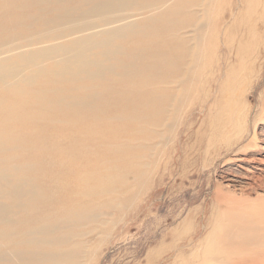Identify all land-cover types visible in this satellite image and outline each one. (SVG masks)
I'll return each mask as SVG.
<instances>
[{
    "label": "rangeland",
    "instance_id": "rangeland-1",
    "mask_svg": "<svg viewBox=\"0 0 264 264\" xmlns=\"http://www.w3.org/2000/svg\"><path fill=\"white\" fill-rule=\"evenodd\" d=\"M104 1L22 0V6L16 7L0 0V55H5L1 57L19 62L21 52L52 42L66 43L70 36L65 35L63 42L57 34L73 25L59 21L62 15L88 12ZM136 1L141 6L146 3ZM229 2L222 0L217 6V0H167L150 10L162 11L154 21L158 32L145 41L155 78L148 84L124 82L111 75H106L103 85L99 80V86L86 87L81 79L51 84L54 89L65 86V93L75 97L100 94L99 110L89 113L92 118H84L81 112L73 122H51L49 130L38 136L28 122L26 127L23 104L27 90L33 93V88L44 87L40 78L26 84V67L9 85L0 82V125L12 140L25 139L29 151L35 141L38 149L33 153L38 159L24 164L21 156V165L16 166V162L7 163V158L22 155L23 150L13 141L3 148L0 145V174L25 189L32 184L39 198L47 185L61 186L64 180L67 191L63 182L60 195L75 202L67 221L59 225L69 224L74 251L55 264H264V29L259 22V28L249 33L247 25L240 23L227 32L233 15L243 6L238 0L229 14ZM134 11L136 15L148 13L145 8ZM217 19L221 21L216 24ZM84 20L77 25L95 21L101 28L103 24L102 16ZM172 20L168 34L163 33L164 21ZM136 22L143 24V18ZM226 32L232 35V44ZM125 36L115 42L121 39L122 56L134 46L130 29ZM111 63L118 65L119 60L113 58ZM237 71L238 77L245 78L239 92L238 129L220 122L223 108L224 118L228 109H236L230 100L231 87L225 84L237 77ZM16 91L19 95L12 93ZM130 94V98L154 95L156 111L148 119L142 114L148 123H140L141 119L137 123L131 113L115 111ZM105 113L112 117L104 118ZM96 115L102 118H93ZM56 175L57 182H53ZM0 187L7 189L6 194L0 193V204L14 214L15 230L22 225L20 220L44 215L43 211L31 215L27 206L9 199L13 186L2 181ZM79 212L83 220L77 218ZM59 214H65V209ZM39 226L45 229L47 222ZM40 233H30L29 238L45 236Z\"/></svg>",
    "mask_w": 264,
    "mask_h": 264
},
{
    "label": "bare ground",
    "instance_id": "bare-ground-1",
    "mask_svg": "<svg viewBox=\"0 0 264 264\" xmlns=\"http://www.w3.org/2000/svg\"><path fill=\"white\" fill-rule=\"evenodd\" d=\"M36 1L47 2L52 0ZM61 1L65 3L72 2V0H53V3L56 4ZM237 1L238 0H230L229 14L233 12L234 8L232 9V7ZM166 2L167 0H146V3L141 6V3L138 5V1L136 0H106L95 4L88 12L81 11L78 13L79 10L65 12L64 15H62L63 18L59 21H62V23H72L73 28L66 32L57 34V37L63 38L65 35V37L70 36V39L67 38L68 40L66 43L52 42L50 45H45V47L39 48L36 46V48H32V50L28 52H21L19 54V62L7 61L1 57L5 55H0V82L9 85L22 70H25V68L28 67L29 74L26 78H23L24 82L26 84H31L34 79L38 77L41 80V85L44 86L41 89L33 88V93L28 90L25 93L23 113L25 115V108L27 112V115H25L27 119L26 127L28 122L29 128L34 127L35 133L40 136L44 131L49 130L51 122H73V120L75 121L81 112L85 113L84 118L87 116L88 118H92V115L89 113L92 110H99L97 109L98 106H96V104H98L97 102L101 99L100 94H98V97L92 93H86L85 95L79 97L67 95L65 93L67 90L65 86H58L56 89L51 87V84H55L56 82L59 83V81H66L73 83L76 80L81 79L84 86L92 87L96 85L99 86V80L100 82L102 81L103 85L107 78L106 75H111L109 76L110 78H115L116 80L121 79L124 82H133L135 80L138 81V84H148L149 81L152 82L155 78L150 72L153 67L152 63L147 57V46L149 42L146 43L145 41L149 39L152 33L158 32V28H156L154 21L156 19V14L162 10L161 8H158L156 12H150V10L153 8L157 9V7H155L157 4L164 6ZM241 2L243 6L240 11H237L235 15H233L234 18L232 17L233 19L227 29V32L232 26L235 28L239 27L240 23L247 25V29L245 31L251 30L249 33H251L255 28H259V22H262L264 29V0H241ZM5 3H10V5L16 7L22 6V0H7ZM217 3V6L221 5L222 0H217ZM23 8H27V6H24ZM142 8H145L148 13L144 12V14L136 15L134 10ZM126 10L131 11L124 13ZM100 16H102L103 22L101 28H99V22H91L92 18L94 19ZM140 17L143 18V24H137L136 22V20ZM85 18H91V23L86 22L88 23L87 26L77 25L78 20L81 21ZM85 21L86 20H84V22ZM216 21L217 24L220 23L221 20L219 21V19H217ZM54 23L59 24L58 21ZM172 23H174L173 20L166 23L164 21V25L161 29L162 32L164 31L163 33L166 32L165 34H168L167 31ZM46 24H48V21H46ZM152 27L153 30H151ZM135 28H139L141 33H133L136 31ZM87 29H89L90 32H85ZM127 29H130L132 32V43L134 46L129 52H126L125 56H122L121 54H124V46L119 43L121 39L117 41L118 43L115 42L117 38L124 39L126 37L125 35ZM227 32L225 34V38L229 44H232L234 39H231L232 35L230 36ZM64 39L65 38H63V42ZM138 41L139 45H137V47L136 42ZM119 54L121 56H118ZM113 58L119 60L118 65L111 63ZM48 60H51V62L46 64ZM42 61L45 62L44 65H41ZM154 72L155 70L153 73ZM234 72L235 71H233V73ZM237 73L238 71L234 74V76H237L236 78L233 80L227 79L225 84V87H231L232 95L230 100L233 105L236 106V109H228V115L224 118V109H226V107L223 108L220 115V122L221 125L225 123L232 124L238 129L241 117L242 101V97H239V92L245 84V78L238 77ZM62 78H66V80H63ZM15 88H17V86H15ZM209 91L210 90H208V92ZM24 92L25 91L23 90V93ZM12 93L14 95H19L17 91ZM50 93L53 94L50 95ZM67 96L69 97L67 98ZM130 97L131 94L124 99L125 103L118 106L115 111L120 114L131 113L133 118L138 120L137 123L140 122V119V123H143V121L144 123H148L149 121H145V119L143 120L142 114L143 117L145 116L148 119L149 116L153 114L152 111H156L154 95L152 94L153 99L152 97L144 95H138L134 98ZM36 101L38 105L37 107L35 106ZM62 109H67L68 111L66 112L69 115L67 113L59 114ZM17 116L19 117L20 115L17 114ZM110 117H112V115L109 116L105 113L104 118L109 120ZM93 118L99 119L102 118V116L98 117L96 115ZM225 119H227V122ZM13 133H15L14 128ZM56 134L59 135L57 131ZM64 135L67 138L69 133L66 135L65 131ZM12 141V144L19 145L17 148L19 150H23L21 152L24 153H22V155L9 156L7 158V163L13 164L16 162V166L21 165L18 163V159L21 156L25 160L24 164L38 159L35 157V154H33L35 150L38 151L36 148L37 141L33 142V146H31V150L29 151V148L25 145V139H17V141L14 139L12 140L7 135V130L0 125L1 148L10 144ZM52 161L53 159L50 162ZM23 169L26 170L25 167H23ZM30 170L33 169L30 168ZM45 171L47 172L46 167ZM69 174L70 172H67L68 176ZM47 177L50 182V177ZM58 177L59 176L57 175L56 177L53 176V182H57ZM2 181H5L7 186H13V192L8 196L9 199H12L15 203L17 202L18 205L24 204L27 206L29 209L28 212H30L31 215L32 212L36 211H43L42 213H44V215H38V217L32 216L29 221L26 219L20 220V224L22 225L15 230L17 220L13 216L14 214L11 213L9 206H2L0 204V223L2 222L0 226L2 228L4 227L3 234H0V264H30L33 262H38L39 264H55L58 261H65L69 256H72L74 247L71 245L70 233L73 231L67 230L69 228V224H66L63 227L59 226L64 220L67 221L65 218L67 217L68 219V213L71 206L74 204L75 207L74 201L63 199V195H60L61 192H63L62 187L64 185V190L67 191V183L63 180L61 181V184L63 185V182L66 184L63 186H57L56 183L52 185V188L50 185H47L45 188V195L42 198H39L35 195L36 190L32 189V184L31 188L25 189L22 183H15L14 185L7 177H2V174H0V184ZM6 191L7 189L0 187L1 194H6ZM28 194H32V196H27ZM61 208L65 209V214H59ZM84 217V214H81L80 212L77 214V218L80 220H83ZM41 221L47 222L45 229H43L42 226H39ZM48 222L53 224L48 226ZM53 225H55V228H52ZM63 228L65 231H60ZM40 232H43L45 236L29 238L30 233L38 234ZM52 233H54V237ZM41 246H43V248L45 247V250L41 251ZM36 247L39 248V251Z\"/></svg>",
    "mask_w": 264,
    "mask_h": 264
}]
</instances>
